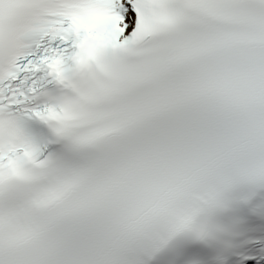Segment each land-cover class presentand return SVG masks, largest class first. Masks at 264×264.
<instances>
[{
    "label": "snow or ice",
    "instance_id": "1",
    "mask_svg": "<svg viewBox=\"0 0 264 264\" xmlns=\"http://www.w3.org/2000/svg\"><path fill=\"white\" fill-rule=\"evenodd\" d=\"M0 264H264V0H0Z\"/></svg>",
    "mask_w": 264,
    "mask_h": 264
}]
</instances>
